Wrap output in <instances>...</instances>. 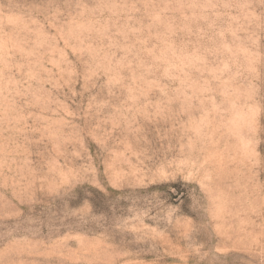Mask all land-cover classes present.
Wrapping results in <instances>:
<instances>
[{
    "label": "rangeland",
    "instance_id": "rangeland-1",
    "mask_svg": "<svg viewBox=\"0 0 264 264\" xmlns=\"http://www.w3.org/2000/svg\"><path fill=\"white\" fill-rule=\"evenodd\" d=\"M0 264H264V0H0Z\"/></svg>",
    "mask_w": 264,
    "mask_h": 264
}]
</instances>
